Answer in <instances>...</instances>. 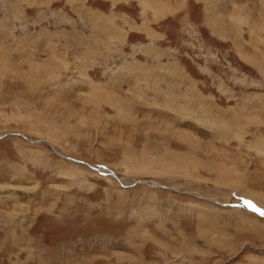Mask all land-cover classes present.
<instances>
[{"label": "rangeland", "instance_id": "374dc122", "mask_svg": "<svg viewBox=\"0 0 264 264\" xmlns=\"http://www.w3.org/2000/svg\"><path fill=\"white\" fill-rule=\"evenodd\" d=\"M0 264H264V0H0Z\"/></svg>", "mask_w": 264, "mask_h": 264}, {"label": "bare ground", "instance_id": "6f19581e", "mask_svg": "<svg viewBox=\"0 0 264 264\" xmlns=\"http://www.w3.org/2000/svg\"><path fill=\"white\" fill-rule=\"evenodd\" d=\"M99 171H102V172H106L107 170H104L103 168H101V170L100 169H98ZM122 182V181H121Z\"/></svg>", "mask_w": 264, "mask_h": 264}]
</instances>
